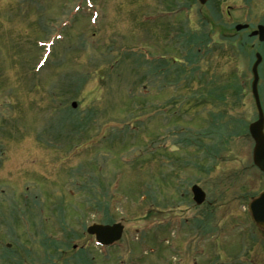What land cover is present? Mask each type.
Masks as SVG:
<instances>
[{
	"label": "rangeland",
	"instance_id": "374dc122",
	"mask_svg": "<svg viewBox=\"0 0 264 264\" xmlns=\"http://www.w3.org/2000/svg\"><path fill=\"white\" fill-rule=\"evenodd\" d=\"M216 5L0 0V264H264V42ZM188 31L206 37L197 74ZM259 75L264 108V59ZM116 222L111 247L86 232Z\"/></svg>",
	"mask_w": 264,
	"mask_h": 264
},
{
	"label": "water",
	"instance_id": "95a60500",
	"mask_svg": "<svg viewBox=\"0 0 264 264\" xmlns=\"http://www.w3.org/2000/svg\"><path fill=\"white\" fill-rule=\"evenodd\" d=\"M205 4L209 0H198ZM247 27V25L237 26V30ZM252 35H260V41H264V26L261 25ZM256 59L252 65L253 79L251 82L252 94L257 107V119L250 123L249 133L254 141L253 163L264 173V109L259 94V65L262 61V55L257 52ZM76 106V103H73ZM193 199L197 204H202L206 199V193L197 184L192 186ZM249 212L256 225L264 230V191L255 197L249 203ZM124 226L121 222L113 224L92 223L87 227V232L95 236V240L100 245L110 246L122 238Z\"/></svg>",
	"mask_w": 264,
	"mask_h": 264
},
{
	"label": "flooded vegetation",
	"instance_id": "af4514ba",
	"mask_svg": "<svg viewBox=\"0 0 264 264\" xmlns=\"http://www.w3.org/2000/svg\"><path fill=\"white\" fill-rule=\"evenodd\" d=\"M213 1L219 5H216L217 9H221L226 18L234 23L235 29L242 25H247L246 29L253 27L249 33L252 35L251 33L257 30L259 26H264V0H210L206 4ZM253 36L260 41V35ZM260 234L264 237V230H261Z\"/></svg>",
	"mask_w": 264,
	"mask_h": 264
},
{
	"label": "trees",
	"instance_id": "16d2710c",
	"mask_svg": "<svg viewBox=\"0 0 264 264\" xmlns=\"http://www.w3.org/2000/svg\"><path fill=\"white\" fill-rule=\"evenodd\" d=\"M206 36H207V40H208L209 39V33H207ZM183 37L185 38L186 43H188L187 47H189L187 56H191L193 58L192 60L189 59L190 60V65L194 66L192 69L194 71H196L195 74H197V70L199 69L198 62L201 59V57H200V49H198L199 48L198 47V41H201V42L204 41V40L206 41V37H203V36L201 37V36L197 35L196 32H192V31H188V32L184 33ZM205 41H204V43H205ZM205 74H204V72H200L201 76L199 75V78H200L201 82H203V81L205 82V84H206L205 86H208V85L211 84V80L212 79H208L205 76ZM203 95L204 94H202V96ZM206 96H208L210 98L212 97L211 95H206ZM211 99H213V97ZM220 99H222V98H220Z\"/></svg>",
	"mask_w": 264,
	"mask_h": 264
}]
</instances>
